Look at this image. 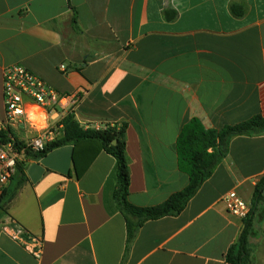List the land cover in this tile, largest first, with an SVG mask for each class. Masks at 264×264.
Segmentation results:
<instances>
[{
    "label": "crops",
    "instance_id": "obj_1",
    "mask_svg": "<svg viewBox=\"0 0 264 264\" xmlns=\"http://www.w3.org/2000/svg\"><path fill=\"white\" fill-rule=\"evenodd\" d=\"M14 65L74 96L83 128L126 126L129 201L158 206L189 184L177 142L192 118L220 130L264 116V0H0V124ZM84 147L21 156L9 190L20 187L0 207V264H230L243 219L222 198L236 192L251 209L264 135L234 138L184 211L146 222L128 255L116 159L102 151L88 164ZM254 214L248 247L264 264V201ZM6 217L43 239L40 258L2 231Z\"/></svg>",
    "mask_w": 264,
    "mask_h": 264
},
{
    "label": "trees",
    "instance_id": "obj_2",
    "mask_svg": "<svg viewBox=\"0 0 264 264\" xmlns=\"http://www.w3.org/2000/svg\"><path fill=\"white\" fill-rule=\"evenodd\" d=\"M231 8L232 13L236 17L244 15L242 7L232 6ZM73 23L76 27V17ZM125 133L126 126L124 125L121 128L107 126L101 129H85L77 121L75 115L71 113L63 120L61 138L49 143L45 150L39 154L27 150L23 155L33 158L44 157L51 150L69 143H74L77 148L85 146V150L91 152V156L87 160L88 164L102 151L112 155L117 163V185L113 198L126 222V255H128L138 231L146 222L177 216L184 211L191 199L212 176L217 166L228 156L230 143L234 138L264 135V116L257 115L239 124L227 125L220 130L206 129L199 119L192 118L184 126L177 142L178 165L179 169L189 177L188 186L182 191L173 194L163 204L146 208L137 207L129 201L130 176L125 154ZM0 139L3 143L10 141L6 132H0ZM13 144L15 149L22 153L24 148L22 142L14 138ZM77 152H75V164L77 177L79 178L84 173V170H79L78 168ZM20 173L21 167L19 165L14 178ZM19 187L20 182L11 191L9 188L7 189L0 198L1 209L14 198ZM263 190L264 179L255 188L252 207L248 216L243 220L238 243L227 254V261L230 264H253L251 250L248 247V238L253 228V217L257 206L260 201H264Z\"/></svg>",
    "mask_w": 264,
    "mask_h": 264
},
{
    "label": "built area",
    "instance_id": "obj_3",
    "mask_svg": "<svg viewBox=\"0 0 264 264\" xmlns=\"http://www.w3.org/2000/svg\"><path fill=\"white\" fill-rule=\"evenodd\" d=\"M3 95L5 120L0 124V132L8 133L10 141L3 143L0 139V198L17 174L23 153L28 150L39 154L49 143L61 138L63 120L68 114H75L77 104L74 96L59 93L20 65L4 70ZM16 132L24 136L19 139ZM14 138L22 142V153L15 149ZM222 203L230 215L243 220L250 212L249 205L236 192L226 194ZM2 231L33 257L42 256L43 239L31 234L16 220L6 217Z\"/></svg>",
    "mask_w": 264,
    "mask_h": 264
},
{
    "label": "water",
    "instance_id": "obj_4",
    "mask_svg": "<svg viewBox=\"0 0 264 264\" xmlns=\"http://www.w3.org/2000/svg\"><path fill=\"white\" fill-rule=\"evenodd\" d=\"M115 144V143H114ZM263 196H264V190H263Z\"/></svg>",
    "mask_w": 264,
    "mask_h": 264
}]
</instances>
